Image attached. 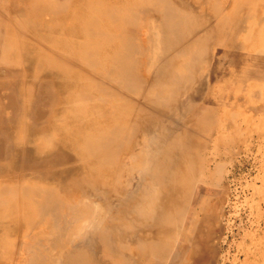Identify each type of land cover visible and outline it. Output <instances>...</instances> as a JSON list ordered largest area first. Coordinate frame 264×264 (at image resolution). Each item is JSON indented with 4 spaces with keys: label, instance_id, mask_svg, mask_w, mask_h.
<instances>
[{
    "label": "bare ground",
    "instance_id": "bare-ground-1",
    "mask_svg": "<svg viewBox=\"0 0 264 264\" xmlns=\"http://www.w3.org/2000/svg\"><path fill=\"white\" fill-rule=\"evenodd\" d=\"M262 9L264 0H35L26 23L0 17V76L29 69L21 93L46 76L41 92L59 98L31 142L24 124L6 134L76 169L0 170V264H202L216 211L202 196L200 151L264 144ZM217 81L245 92L228 134ZM202 128L210 140L194 148ZM210 174L220 182V166Z\"/></svg>",
    "mask_w": 264,
    "mask_h": 264
},
{
    "label": "rangeland",
    "instance_id": "rangeland-1",
    "mask_svg": "<svg viewBox=\"0 0 264 264\" xmlns=\"http://www.w3.org/2000/svg\"><path fill=\"white\" fill-rule=\"evenodd\" d=\"M34 1L35 0H0V17L6 18L8 21L12 22V25L19 24L20 19L22 20L24 17L23 22L26 23L28 19L36 17L30 12L31 3ZM72 1L74 2V0ZM261 13H264L263 9ZM31 23L30 21L29 25ZM33 33L34 31L28 33L27 37H30L27 39L31 40L30 42L28 41V45L32 48H37V46H33V44H35L33 41H36ZM28 73L29 69L26 68H19L15 74L6 69L0 76V80L3 81V83L0 81V170L3 173L7 169H11L37 178L59 175L67 177L71 169H73V172H76V169L73 167H71V169L65 167V164L58 162L59 160L54 159L55 157L51 154L44 153L38 156L20 145H13L11 143L13 135L6 134L7 132L12 133V128L16 130L24 124V129L27 132L26 134H28L25 135V142H31L34 136H38V128H45L44 126H46L49 121L48 119L52 108L54 111L59 104V98L51 94H46V92H41L43 90L41 87L43 86L42 82L46 80V76H42L39 80L35 81V88L37 90L35 94H30L28 98V95L21 93L22 87L20 88L19 86L28 83ZM18 76H20L21 79ZM5 81H9L10 84ZM12 82L15 83H13V87L16 90L18 89L17 87H19L17 91L13 90L14 88L11 87ZM217 82V85L224 84L222 81ZM256 85H260V82H257ZM214 89L215 88L211 89L210 87L207 91V95L209 96ZM221 89L223 90H221L222 93L217 101L219 102V100H221L227 107H231L227 113L222 115L224 119L220 116V121L226 123L225 131L228 130L226 132V134H228V132L235 129L234 125L238 122L235 116L236 114H234L235 110L241 107L247 111L245 108L246 102L243 97L235 101V96L237 94L244 95L245 92L236 89L234 84L230 85L228 83L221 86ZM19 93L24 96L23 100ZM219 94L220 93H218V95ZM211 96L213 97V94ZM215 99L216 98H213V102H215ZM104 101L106 103L108 102L106 98H104ZM20 107L22 109H20ZM196 109L197 106H193L191 109L189 106V109L187 108L184 113L185 118L176 115L180 121L178 124L179 130H182V127L187 124L188 117L193 118ZM28 117L31 118L30 121ZM40 120L41 124L35 125V121H39L38 123H40ZM192 126V131L194 130V132H197L200 130ZM201 131V134H196L197 137L193 140L194 148H199L204 145L203 142H208L210 140L207 135L208 132H206L204 128H202ZM213 137L214 135H210L211 139H213ZM245 139L246 137H244V140ZM244 140L231 147L227 145L223 146L216 157L212 151V142H209L207 146H204V150L200 151V156L204 159L207 158V164L205 166L203 165L201 174L202 196L204 199L207 197L210 210L213 213L214 210L216 211L214 215L215 223L213 224L214 230L211 239L208 242V246H203L202 264H264V144L256 143L250 137ZM249 143L250 145H248ZM60 166L62 167L60 168ZM219 166L221 169L220 182L215 183L210 173ZM40 167L41 169H39ZM52 169H57V171ZM61 171L62 173H60ZM1 175L0 173V177H2ZM185 232L187 231L185 230ZM208 247L211 248V250H209ZM102 253L96 252V255H104V258H107V252L104 254Z\"/></svg>",
    "mask_w": 264,
    "mask_h": 264
}]
</instances>
